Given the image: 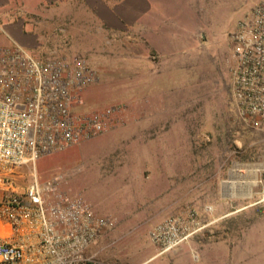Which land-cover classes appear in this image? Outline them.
I'll use <instances>...</instances> for the list:
<instances>
[{
    "label": "rangeland",
    "instance_id": "obj_1",
    "mask_svg": "<svg viewBox=\"0 0 264 264\" xmlns=\"http://www.w3.org/2000/svg\"><path fill=\"white\" fill-rule=\"evenodd\" d=\"M257 1L176 0V18L166 23L174 28L168 52L153 49L151 29L134 26L98 42L51 46L83 56L94 72L75 112L121 109L122 122L110 131L34 165L39 182L57 178L71 196L106 202L114 224L97 237L100 259L264 264V131L238 114L229 73V33ZM5 30L0 21V42ZM253 164L254 176L246 169ZM19 170L24 186L29 165ZM126 181L139 183L137 195L118 194ZM178 215L188 236L180 252L165 254L173 248L162 252L149 232Z\"/></svg>",
    "mask_w": 264,
    "mask_h": 264
},
{
    "label": "built area",
    "instance_id": "obj_2",
    "mask_svg": "<svg viewBox=\"0 0 264 264\" xmlns=\"http://www.w3.org/2000/svg\"><path fill=\"white\" fill-rule=\"evenodd\" d=\"M235 24L229 33L232 99L240 117L264 131V0ZM93 80L83 56L0 45V264H92L86 249L113 226L111 216L67 194L57 178L39 182L34 174L42 155L122 122L117 105L74 111ZM28 165L31 180L22 186L19 169ZM149 236L162 252L174 248L188 236L185 220L166 217Z\"/></svg>",
    "mask_w": 264,
    "mask_h": 264
},
{
    "label": "crops",
    "instance_id": "obj_3",
    "mask_svg": "<svg viewBox=\"0 0 264 264\" xmlns=\"http://www.w3.org/2000/svg\"><path fill=\"white\" fill-rule=\"evenodd\" d=\"M175 3L176 0H0V21L9 28V31L5 30L8 39L5 38L0 45L16 43L32 51L61 54L62 50L54 51L51 46L65 42H98L109 32L126 33L129 27L134 26L141 31L151 29L149 43L153 49L168 52L174 42V28L166 23L176 18ZM162 45H168L167 49ZM66 52L62 55L74 54ZM138 184L137 181H126L118 194L135 196ZM88 201L97 214H112L106 202L101 206L94 199ZM98 240L91 242L85 257L92 264H110L100 259V248L96 246ZM179 246L165 254L180 252Z\"/></svg>",
    "mask_w": 264,
    "mask_h": 264
},
{
    "label": "bare ground",
    "instance_id": "obj_4",
    "mask_svg": "<svg viewBox=\"0 0 264 264\" xmlns=\"http://www.w3.org/2000/svg\"><path fill=\"white\" fill-rule=\"evenodd\" d=\"M236 165H237V164H236ZM237 166H239V165H237ZM250 166H251V167H250L249 169H248V168H246V169L249 170L250 172H252V173H253V176H254V174H255L254 172H255V170H256L254 166H256V165L253 164V165H250ZM247 167H248V164H247ZM231 170H232V169H231ZM235 170H236V169H235ZM233 171H234V170H233ZM238 171H239V170H238ZM236 172H237V171H236ZM236 172H235V173H236ZM253 176H252V177H253ZM247 181H248V180H247ZM251 182L254 183V180H252Z\"/></svg>",
    "mask_w": 264,
    "mask_h": 264
}]
</instances>
